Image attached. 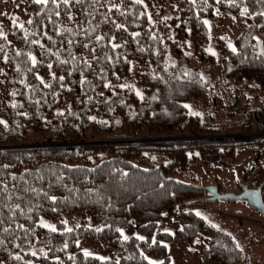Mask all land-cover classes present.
I'll use <instances>...</instances> for the list:
<instances>
[{
    "label": "trees",
    "instance_id": "1",
    "mask_svg": "<svg viewBox=\"0 0 264 264\" xmlns=\"http://www.w3.org/2000/svg\"><path fill=\"white\" fill-rule=\"evenodd\" d=\"M151 2L152 23L134 0H24L29 17L5 25L0 264H150L149 255L169 264L161 242L189 246L198 234L208 239L201 264H253L229 233L197 215L208 194L173 175L196 160L231 166L236 146L262 142L219 134L215 121L189 113L183 101L214 91L186 54L192 48L198 60L216 62L200 45L208 38L205 19L223 11L247 24L235 51L221 47L223 98L246 83L255 93L244 99L264 104V42L255 38L264 35V0ZM31 130L41 139L17 144ZM101 133L108 136L98 143ZM154 152L167 161L156 165ZM171 214L181 229L174 237L156 233V221ZM66 215L80 223L58 221ZM40 217L57 220L55 231L39 225ZM128 223L143 240L121 239ZM79 239L104 244L110 258L77 251Z\"/></svg>",
    "mask_w": 264,
    "mask_h": 264
},
{
    "label": "rangeland",
    "instance_id": "2",
    "mask_svg": "<svg viewBox=\"0 0 264 264\" xmlns=\"http://www.w3.org/2000/svg\"><path fill=\"white\" fill-rule=\"evenodd\" d=\"M140 4L147 12L150 23H152L153 20L149 13L150 8L152 7L151 0H142V3ZM28 17L29 14L24 10V0H0V32L6 31L5 25L8 23V21H10V24L15 25L20 24ZM205 21H207V23L205 24L208 30V38L203 45H200V50H204L205 52L211 54L215 58L216 62L214 64H210L198 60L193 54L192 48L188 50L186 55L189 59L190 66L195 67L205 80L207 79L211 82L214 91L202 95L198 98H188L183 101V104L190 106L186 108L189 113H199V116H201L208 123L215 121L217 123V125L215 126L217 127V131L219 134H225L231 137L251 138L250 140H255L254 138H256V140L259 139L262 142H254L250 144L236 146L234 149V155L232 157L233 164L231 166L224 167L212 163H203L201 161L196 160L190 162L187 165L186 171H180L178 173H175L173 176L175 179L184 181L190 185L195 184L205 186L204 184L208 182H216L220 186L222 192L238 193L240 192L242 185H246L249 187L257 186L255 182V177L259 173L261 165L264 163V138L256 136L254 132H264V126L258 125L252 128L246 127V129H241L238 126L239 120L233 117L234 114L231 115L225 113V115L224 112L221 110H214L213 105L215 103H221L224 101L222 90L224 89L225 85L220 73V62L222 57L221 47L227 49L235 48V38H237L242 33L247 24L246 22H236L231 14L223 11H218L215 17L206 18ZM255 38L258 41L264 42V35L259 31L256 32ZM136 65V62L131 63V73L133 72ZM129 81L130 84L135 83L134 79H131ZM251 85H246L245 83L243 85L244 87L242 88V90L236 93V95H233L232 98L236 97L248 105V100H245L243 95L245 93L247 95H249V93H255V90L248 91V89L246 88H252ZM134 91L136 94L139 93V95L137 94L138 96L141 95V88L139 86L135 85ZM107 136L108 134L106 133L97 134L95 140L98 143H101L105 139H107ZM40 139L41 137L39 133L31 130L27 134L26 138L22 141H18L17 144L21 146H33L34 143H36L35 140ZM151 157L156 165H159L161 161H167V158L161 152H154ZM260 184L264 185V178ZM173 215L175 217V214H171V216ZM58 221L68 222L67 225L69 227L70 222L72 224H79L80 218L77 216L66 215ZM38 223L42 227H45L44 225H49L54 227L55 229L57 228V220L40 217ZM52 227L45 228L52 229ZM259 236L260 238L261 236L264 237V232L259 231V233H255V235H253V238L255 240L250 243L248 242V250L244 240L242 238H240L241 240H238L239 244L242 243L240 244V246L244 248L245 252H248V259L253 264L264 263V260L260 259V254H251L249 250L252 246L254 248L255 245L261 243L260 239L257 240V237ZM77 241H82L81 243H79L80 246H87V244H90L82 239H79ZM77 241L76 249L80 252V249L77 245ZM94 245L104 246V244L102 243H94ZM82 249L87 250V247L84 246V248ZM94 250L95 252L100 253L99 249ZM107 251L109 252L108 258H110V251L108 248Z\"/></svg>",
    "mask_w": 264,
    "mask_h": 264
},
{
    "label": "crops",
    "instance_id": "3",
    "mask_svg": "<svg viewBox=\"0 0 264 264\" xmlns=\"http://www.w3.org/2000/svg\"><path fill=\"white\" fill-rule=\"evenodd\" d=\"M252 95L254 94L252 93ZM223 99L224 101L221 102L222 104L229 101L230 98H227L225 95ZM243 115L244 114H236V116L233 115V117L238 119V122L241 123L244 118ZM207 184H216L220 187L216 182H208L204 185ZM195 210L208 222L229 233L247 257L249 256L248 252H245L244 248L240 246L242 243L239 244L238 240H241L240 238H242L248 250V242L250 243L255 240L253 235L259 233V231L264 232V215L249 207L245 201H215L197 207ZM181 227L182 223L178 221L174 215L156 221V233H166L174 237L176 231L181 229ZM120 236L124 241L130 237H136L138 239L143 237L144 239V236L137 230V225L133 223L124 225L120 229ZM125 237H127V239H125ZM258 239H260L261 243L255 245L254 248L252 246L249 250L251 254H260V259L264 260V237L261 236L260 238L259 236L257 237V240ZM207 240L208 239L204 235L198 234L189 246H179L174 239L170 241H162L161 244L165 247L169 264H201L202 250L207 247ZM81 242L82 241H77V245L82 254H85V250L82 249L85 246L87 247V251L91 253V255L88 256L100 260L108 259L109 252L105 246L94 244H87L86 246L81 244L82 247L79 244ZM94 249H99L100 253L95 252ZM146 260L150 264H161L164 258L161 255H149L146 256Z\"/></svg>",
    "mask_w": 264,
    "mask_h": 264
},
{
    "label": "water",
    "instance_id": "4",
    "mask_svg": "<svg viewBox=\"0 0 264 264\" xmlns=\"http://www.w3.org/2000/svg\"><path fill=\"white\" fill-rule=\"evenodd\" d=\"M191 186L195 189L205 191L208 194L207 197L201 200L202 203H211L215 201H245L249 207L264 215L263 184L257 187L242 185L238 193L222 192L216 184L205 186L191 184Z\"/></svg>",
    "mask_w": 264,
    "mask_h": 264
},
{
    "label": "built area",
    "instance_id": "5",
    "mask_svg": "<svg viewBox=\"0 0 264 264\" xmlns=\"http://www.w3.org/2000/svg\"><path fill=\"white\" fill-rule=\"evenodd\" d=\"M215 110H222L226 114H244L243 122L245 127L252 128L254 126H264V104H252L248 101V105L236 97L231 98L225 103H215ZM256 136L264 138V132H254ZM260 171L255 177V182L259 185L264 178V163L260 167Z\"/></svg>",
    "mask_w": 264,
    "mask_h": 264
},
{
    "label": "snow or ice",
    "instance_id": "6",
    "mask_svg": "<svg viewBox=\"0 0 264 264\" xmlns=\"http://www.w3.org/2000/svg\"><path fill=\"white\" fill-rule=\"evenodd\" d=\"M36 3H41V4H44V3H47V0H35ZM69 2V0H64V3L67 4ZM136 3H142V0H136ZM247 12L246 9L242 10L241 12V15H245ZM15 22V21H13ZM32 21H29V23H31ZM205 23H207V21H205ZM20 27H23V25H20ZM117 27H122V25H117ZM4 35L3 32H0V36ZM97 39H100V37H97ZM231 47V45H230ZM233 51H235V49L233 48ZM33 63H35V59L33 58ZM61 79H63L61 77ZM108 85H105V87H107ZM139 95V93H137ZM184 107H190L189 105H184ZM194 115H199V113H192ZM0 124H5L4 121L0 120ZM52 199H55L54 197ZM197 215H200L199 213H197ZM45 227H52V226H49V225H44ZM215 226V225H214ZM100 229H97V231H99ZM52 231H55V228L52 227ZM67 231H71V229H67ZM125 239H127V237H125ZM140 239H143V237H140ZM33 255H35V253H33ZM85 255H91V253H89L87 250H85ZM16 259H20L19 256L16 257Z\"/></svg>",
    "mask_w": 264,
    "mask_h": 264
}]
</instances>
